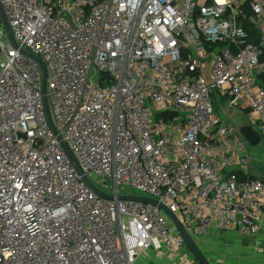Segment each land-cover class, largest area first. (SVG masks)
<instances>
[{"label":"built area","instance_id":"obj_1","mask_svg":"<svg viewBox=\"0 0 264 264\" xmlns=\"http://www.w3.org/2000/svg\"><path fill=\"white\" fill-rule=\"evenodd\" d=\"M0 5L17 44L0 20V264L181 256L159 205L198 245L260 231L264 180L247 177L249 143L213 98L247 112L264 146V0Z\"/></svg>","mask_w":264,"mask_h":264},{"label":"crops","instance_id":"obj_2","mask_svg":"<svg viewBox=\"0 0 264 264\" xmlns=\"http://www.w3.org/2000/svg\"><path fill=\"white\" fill-rule=\"evenodd\" d=\"M238 115L245 118V126H251L258 131V123L251 122L247 118V112L236 108L230 109L231 117ZM247 149L251 156L247 177L264 180V147L249 145ZM199 246L212 264H264V218L260 231L252 236H245L235 231H219L202 238ZM154 260V263L151 261L150 264H193V260L186 263L179 253L161 252L154 255Z\"/></svg>","mask_w":264,"mask_h":264},{"label":"water","instance_id":"obj_3","mask_svg":"<svg viewBox=\"0 0 264 264\" xmlns=\"http://www.w3.org/2000/svg\"><path fill=\"white\" fill-rule=\"evenodd\" d=\"M0 20L2 21L3 27L6 30V32L8 33L9 37H10V41L12 42V44L16 47L17 44L14 40V37L12 35L11 32V28L9 26V23L6 19V16L3 12V9L0 5ZM35 60H37L43 68V73H44V80H43V94L46 95V68L44 66V64L42 63V61L38 58H35ZM45 108H46V115H47V119L49 124L53 127V122H52V118H51V114H50V110H49V104H48V99L45 96ZM54 128V127H53ZM240 134L245 138V140L249 143V145L251 147H257L260 145L261 143V137L260 134L253 129L251 126H243L239 129ZM67 149V147H66ZM68 155L71 158V160L73 161L76 169L78 170V172L80 174H82V171L79 167V165L77 164L76 160L74 159L73 155L70 153V151L67 149ZM85 182L87 183V185L99 196L105 198V199H113L112 197H108L106 196L104 193H102L92 182L89 178L84 177ZM120 199L123 200H134V201H139V202H143V203H150L153 205H159V203L151 198H146V197H120ZM160 208L169 216V218L172 220V222L174 223V225L177 227L179 233L181 234V236L184 238L186 245L189 247V249L191 250L193 256L198 260L199 264H212L210 259L207 257V255L202 251L201 247L186 233V231L184 230V228L182 227V225L179 223V221L177 220V218L171 214L165 207L159 205Z\"/></svg>","mask_w":264,"mask_h":264},{"label":"rangeland","instance_id":"obj_4","mask_svg":"<svg viewBox=\"0 0 264 264\" xmlns=\"http://www.w3.org/2000/svg\"><path fill=\"white\" fill-rule=\"evenodd\" d=\"M218 99V101H216ZM213 102H214V108L217 112H219V114L221 115V118L230 126L235 127V128H241L243 126H245L246 124V120L242 115H238L237 117H231L230 116V107L227 103V100L224 99H219V98H213ZM264 147V146H263ZM261 148L258 149V151H260ZM121 195L124 194H131V195H138V196H148L145 193L142 192H138L135 191L133 189L127 188L125 190H120ZM181 256H186L187 260H193V264H199L198 260L193 256L191 250L189 249V247L187 245L184 246L183 251L181 252ZM153 261H155L153 259ZM152 261V262H153ZM151 260L148 259L147 257H143L142 259H140V264H150ZM154 263V262H153Z\"/></svg>","mask_w":264,"mask_h":264},{"label":"trees","instance_id":"obj_5","mask_svg":"<svg viewBox=\"0 0 264 264\" xmlns=\"http://www.w3.org/2000/svg\"><path fill=\"white\" fill-rule=\"evenodd\" d=\"M262 80H264V77H262Z\"/></svg>","mask_w":264,"mask_h":264}]
</instances>
